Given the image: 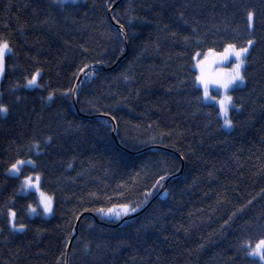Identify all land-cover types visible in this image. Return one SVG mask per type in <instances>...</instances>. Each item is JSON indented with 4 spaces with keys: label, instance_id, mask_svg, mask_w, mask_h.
I'll return each instance as SVG.
<instances>
[{
    "label": "trees",
    "instance_id": "1",
    "mask_svg": "<svg viewBox=\"0 0 264 264\" xmlns=\"http://www.w3.org/2000/svg\"><path fill=\"white\" fill-rule=\"evenodd\" d=\"M116 1L0 0V264H264V0ZM250 41L228 131L195 60Z\"/></svg>",
    "mask_w": 264,
    "mask_h": 264
},
{
    "label": "rangeland",
    "instance_id": "2",
    "mask_svg": "<svg viewBox=\"0 0 264 264\" xmlns=\"http://www.w3.org/2000/svg\"><path fill=\"white\" fill-rule=\"evenodd\" d=\"M63 1L78 2L79 0H63ZM3 44L4 43L0 44V46H2ZM252 45H253V42L251 41V44L248 43L247 46H245V47H239L238 48V47L234 46L232 50H228L229 46H227L223 51H219V52L218 51H207L203 55H201V56L199 55L196 57L195 69L198 72V84L203 90V84L201 82V77H203L204 80L208 83V95L210 97H215V100L204 99L207 103H212V104H215L219 107V105L217 104V101L225 99L228 96H230L232 98L231 90L234 89L235 87H241L244 85L245 80L243 79L242 83L239 80H237L234 84L230 85V87L228 89H224L222 86L224 83L228 82L231 79L232 75H234V70L236 68V64L239 63V61L234 57V55L232 53L238 52L241 48H248L247 53L241 57V59L243 60V65L240 68V74L243 76V71H244V67L246 64V58H247V55H248ZM8 47H9V45H8ZM9 49H10V47H9ZM8 53H10V52L4 51V52L0 53V67H2V71H0V86H1L2 76H3L4 70H5L4 61H5V57ZM218 84H219V86H218ZM203 96H204V92H203ZM231 105H234L233 99L231 100ZM234 107H235V105H234ZM234 107L229 106V110H228V117L227 118L231 121V126H225V118H224L222 112L220 111V116H221V119L223 122V127L228 131L233 129V122L231 120V110ZM25 164H27V163H24L23 165H17V164L16 165L19 167V169H21ZM11 174L12 175H19L20 171L18 174H13L12 172H11ZM36 177H39V176L31 177L32 179L30 182H29L30 177L23 180L22 192L24 194H28L30 192H35L38 196V199H39V206L38 207H36V206L31 207L30 215H31V217H35L36 215L42 214L44 217H51L53 215V209H54L53 198L41 190L40 177H39V180H36ZM26 182H28V183H26ZM29 184L37 185V187L36 188L30 187ZM42 193H43V195H41ZM49 198H50L51 212L46 211L45 207H44L45 203H49ZM127 208L129 209L128 206H127ZM102 210L103 211H99V215L102 218L107 219V220H117V219H120V218L125 216L124 211L126 210V208H125V206H115L112 208H107V209H102ZM109 210H112L113 214L109 215L108 214ZM12 213H11V226L15 230H20L21 227L16 225L15 216H13ZM114 213H120V215L116 216ZM13 225H15V228L13 227ZM261 241H264V239H262ZM261 241L258 242L253 247V249L250 251V253H252L256 249V246L258 244H260ZM260 250L264 251V245L261 246ZM251 256L256 258V259L261 260L259 256H256V255H251ZM262 261L264 262V260H262Z\"/></svg>",
    "mask_w": 264,
    "mask_h": 264
},
{
    "label": "snow or ice",
    "instance_id": "3",
    "mask_svg": "<svg viewBox=\"0 0 264 264\" xmlns=\"http://www.w3.org/2000/svg\"><path fill=\"white\" fill-rule=\"evenodd\" d=\"M61 2H63V0H61ZM251 19V14H250V17ZM249 44H251V41L249 42ZM234 46L232 45H229V49L228 50H232ZM4 51H9L10 52V49L8 47V44L7 42H5L2 46H0V53L4 52ZM248 51V48H241L238 52H233L232 54L234 55V57L239 61V63L236 64V68L234 70V75H232L231 79L224 83L222 86L224 89H228L230 87V85L234 84L237 80H239L241 83L243 82V76L240 74V68L241 66L243 65V60L241 59L242 56H244ZM0 71H2V67H0ZM40 73L37 72L35 74V76L30 79L28 82H27V86L28 87H34V86H39L37 84V77H39ZM201 82L203 84V92H204V99H213L215 100V97H210L208 95V83L204 80L203 77H201ZM219 86V84H218ZM49 99L51 100L52 97L49 96ZM231 100L232 98L230 96L226 97L225 99H222L220 101H217V104L219 105V108H220V111L222 112L224 118H225V126H231V121L227 118L228 117V110H229V106H232L234 107V105H231ZM7 113V108H0V115H3V114H6ZM24 163H28V164H31L33 163L32 161H18L17 162V165H23ZM17 165H13L12 169H10L9 171L12 172L13 174H18L20 169ZM31 177L29 178V182L31 181ZM165 177H160V180H164ZM36 180H39V177H36ZM28 183V182H26ZM160 181H157V184H159ZM30 187H33V188H36L37 185H32V184H29ZM43 195V193L41 194ZM44 207H45V210L48 211V212H51V207H50V198H49V203H45L44 204ZM126 210L124 211V214H128V211H131V212H135L137 210L136 207H131L130 209L127 208V206H125ZM100 211H103V210H100ZM109 215L113 214L112 213V210H109ZM116 216H119L120 213H114ZM13 216H15V213H12ZM13 227L15 228V225H13ZM23 228V226H21V229ZM264 245V241H261L260 244H258L256 246V249L250 253L251 255H256V256H259L261 260H264V251H261V246Z\"/></svg>",
    "mask_w": 264,
    "mask_h": 264
},
{
    "label": "water",
    "instance_id": "4",
    "mask_svg": "<svg viewBox=\"0 0 264 264\" xmlns=\"http://www.w3.org/2000/svg\"><path fill=\"white\" fill-rule=\"evenodd\" d=\"M120 1H121V0H117L116 3L113 5V8H114V7H115ZM113 8H112V9H113ZM94 69H96V66H88L87 68H85V69L81 72L80 78H79V80H78V82H77V86H78V84H79L81 78L83 77V75H84L86 72L91 71V70H94ZM157 195H158V194H157ZM154 199H155V197L152 198V199L149 201L148 205H150V204L153 202ZM146 207H147V206L143 207L141 210H138V211L136 210L135 212H131V211H130L128 214H126V215L122 218V221L127 220V219H130V218H134V217H136L137 215L143 213V212L146 210ZM77 226H78V224H77ZM71 245H72V242H71L70 245H69V251H70ZM68 254H69V252H68ZM68 254H67V258H68ZM67 264H68V260H67Z\"/></svg>",
    "mask_w": 264,
    "mask_h": 264
}]
</instances>
